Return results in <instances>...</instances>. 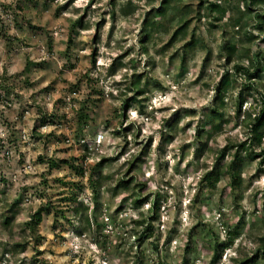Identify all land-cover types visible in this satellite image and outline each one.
Masks as SVG:
<instances>
[{"label": "rangeland", "instance_id": "rangeland-1", "mask_svg": "<svg viewBox=\"0 0 264 264\" xmlns=\"http://www.w3.org/2000/svg\"><path fill=\"white\" fill-rule=\"evenodd\" d=\"M262 15L254 0H0V68L15 69L0 71V264L255 256L264 237L262 156L243 153L237 190L226 168L236 148L220 156L264 109ZM229 44L238 47L232 61ZM24 50L36 55L26 83L12 78L24 73ZM84 106L87 126L78 122ZM33 109L41 119L26 118ZM216 169L219 181L204 180ZM42 206L33 231L27 222ZM229 239L213 263L216 242ZM251 264H264L262 252Z\"/></svg>", "mask_w": 264, "mask_h": 264}, {"label": "trees", "instance_id": "trees-1", "mask_svg": "<svg viewBox=\"0 0 264 264\" xmlns=\"http://www.w3.org/2000/svg\"><path fill=\"white\" fill-rule=\"evenodd\" d=\"M255 1H261L264 3V0H254ZM212 7L215 8H219L220 5L219 4H215L213 3L211 5ZM251 9V6L249 7ZM252 10V9H251ZM164 9L159 8V12H163ZM262 18V22H261V26H263L264 24V15L261 16ZM240 20H237V23H239ZM78 24H81V21L76 22L73 25V29L71 30V34H70V42H73V36L74 33L76 32V27ZM246 26V25H245ZM247 39H248V43L253 42L254 40V36L253 35H246ZM227 59L228 61H232L235 54L238 51V47L235 44H229L227 45ZM251 51V47H247L245 48V52L248 54ZM36 66V64H34L31 61H28L26 63L25 69H24V73H26L27 71H29L32 67ZM252 66H254V64H252ZM238 67V66H237ZM239 68V67H238ZM263 68L259 67L256 69V72L254 73L255 76H259L260 71H262ZM18 74L16 76H12V78L15 77H20V75L24 74ZM229 80H228V73L224 75V77L222 78L219 86L217 87V95H216V99L220 100L221 102H223V98H224V91L228 88L229 86ZM87 106V105H86ZM130 106V103L126 104L125 109H127ZM242 107V102L240 103V107H239V112L240 109ZM212 116L214 118H220L221 120L224 118V113L221 111V109L219 108H215L212 110ZM90 121V116L89 114L87 115L86 113V107L84 106L83 108L80 109V111L78 112V122L81 126H87L88 122ZM245 123L247 126H249L248 129V134L247 137L244 141L239 142L238 144H228L225 146V148L221 151V159H224L226 156V152L228 149H230V147H234L236 148V151L233 153V157L232 160L230 161V163L227 165V170H228V174L230 175L231 178V186L234 190H237L238 187L240 186L241 183V177H242V172H241V162H242V155L243 153H247L248 155L252 156L253 158H256L258 156H262V161H261V165H264V109H262L260 111V113H258L255 116H252V114L250 113L248 115V117L245 119ZM220 125H217L216 128H219ZM35 133H33L34 135ZM256 150H260V152L256 151ZM62 162L70 164L73 168H77L74 165L73 160H63ZM104 163V162H103ZM102 164V163H101ZM51 166H56L57 164L55 162H51L50 163ZM79 172H83V170L81 168H78ZM220 171L218 172V169L210 171L204 178V180L209 179L210 181L214 182V181H219L220 179ZM92 188L94 190V193L96 195V198L99 194V188L97 187L96 183L94 182V180L92 179ZM75 202L77 203V198L75 199ZM160 209V204L159 202H155L154 207H153V214L154 216L151 217V221H148L149 223L147 224V229L151 230L152 226V222L153 220H155L157 218V213L159 212ZM46 210V206H42L39 209L36 210L34 217L27 222V225H29V227H32L35 229L36 225L39 224V222L42 221L43 219V213ZM78 212L80 210H77ZM7 224L10 223V219L8 218L6 221ZM136 223L140 226H143L147 223V221L145 219H137ZM35 231V230H33ZM231 234V233H230ZM233 244V239H229L227 242H216V249H215V253L212 259L213 263H216L219 258H221L223 251L228 248L229 246H231ZM17 246H21L23 249L25 248V244L23 243H17ZM259 252H262V255H264V237L261 239V243H260V247L258 248L257 254L253 257H251L250 259H246L244 261L241 262V264H251L252 262H255L258 258Z\"/></svg>", "mask_w": 264, "mask_h": 264}, {"label": "crops", "instance_id": "crops-1", "mask_svg": "<svg viewBox=\"0 0 264 264\" xmlns=\"http://www.w3.org/2000/svg\"><path fill=\"white\" fill-rule=\"evenodd\" d=\"M10 54V53H9ZM22 54V55H21ZM20 54V58H21V60H24V63H23V65H22V72L24 71V69H25V66H26V63L28 62V61H31V62H33L34 64H36V55H35V53H33L32 55L30 54V53H28V51H26V50H24L22 53ZM7 56V55H6ZM11 58V56H7V59L9 60ZM6 63V62H5ZM5 63H3V64H5ZM10 63V60H9V62H8V64ZM12 67H9V66H2L1 68H0V71L2 72L1 74H6V75H10L9 73H12L13 74V72H15L14 70H12L11 69ZM34 71H36V67H32L29 71H27L26 73H24V74H22L21 75V78H23V80L25 81V83L27 82V81H29V79L27 80V77H29ZM13 76V75H12ZM35 90H32L31 92H34ZM36 104V103H35ZM35 106V105H34ZM32 114H30L28 117H26L27 119L29 118V120L31 121V118H35L36 117V119H41V117H40V115L42 114V112H40V110H39V115L37 114L36 116H35V114H36V111H34V109L32 110Z\"/></svg>", "mask_w": 264, "mask_h": 264}]
</instances>
